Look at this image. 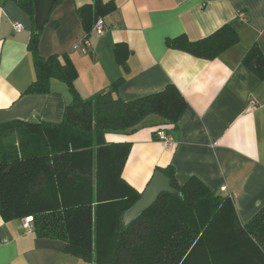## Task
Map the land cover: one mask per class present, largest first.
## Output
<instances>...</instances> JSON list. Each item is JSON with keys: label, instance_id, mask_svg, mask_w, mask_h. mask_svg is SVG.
Wrapping results in <instances>:
<instances>
[{"label": "crops", "instance_id": "1", "mask_svg": "<svg viewBox=\"0 0 264 264\" xmlns=\"http://www.w3.org/2000/svg\"><path fill=\"white\" fill-rule=\"evenodd\" d=\"M94 2L55 5L39 40L41 57L68 56L78 73L75 88L85 100L125 79L117 92L125 101L173 84L188 103L179 130L169 132L174 147L157 137L165 128L157 116L136 131L106 135L107 143L132 144L123 179L142 193L156 170L172 166L180 183L195 176L231 197L240 221L248 222L264 207V80L243 60L253 46L264 56V0H100L115 8L101 17L104 34L92 30L87 47L78 8ZM16 23L22 30H15ZM227 24L239 41L213 59L167 45L181 35L202 40ZM32 29L30 15L17 2L0 0V125L61 123L72 101L67 84L55 78L49 93L25 94L36 79ZM121 44L125 66L116 58ZM23 220L5 222L0 214V264H94L66 253L62 241L28 234Z\"/></svg>", "mask_w": 264, "mask_h": 264}, {"label": "trees", "instance_id": "2", "mask_svg": "<svg viewBox=\"0 0 264 264\" xmlns=\"http://www.w3.org/2000/svg\"><path fill=\"white\" fill-rule=\"evenodd\" d=\"M63 0H59L57 4ZM19 6L33 21L29 50L36 79L25 94H47L51 79L67 84L72 101L61 123L18 121L0 125V131L21 128L17 148L0 147V214L5 222L32 217L39 238L65 243V252L94 264H264V207L242 223L234 201L214 192L192 176L184 183L174 168H159L178 194L164 193L152 207L125 225V213L141 194L122 177L131 143H107L109 133L136 131L157 116L165 131H177L188 103L169 84L164 90L125 101L118 88L85 100L75 88L78 73L68 56L48 59L39 53L41 31L35 29L34 0ZM115 7L100 0L78 8L86 39L99 18ZM239 41L225 25L211 36L191 41L186 35L167 40L171 49L213 59ZM117 45V61L127 56ZM243 64L264 80V56L253 46ZM10 170L6 173V170Z\"/></svg>", "mask_w": 264, "mask_h": 264}, {"label": "water", "instance_id": "3", "mask_svg": "<svg viewBox=\"0 0 264 264\" xmlns=\"http://www.w3.org/2000/svg\"><path fill=\"white\" fill-rule=\"evenodd\" d=\"M14 1L18 3L21 0ZM58 1L59 0H34V23L37 31L43 30L44 26L50 21L52 10ZM9 170L10 168L6 170V173ZM164 193L178 194L171 185V179L163 171L156 170L148 186L142 192L140 199L125 213V225H129L133 220L152 207L160 195Z\"/></svg>", "mask_w": 264, "mask_h": 264}, {"label": "built area", "instance_id": "4", "mask_svg": "<svg viewBox=\"0 0 264 264\" xmlns=\"http://www.w3.org/2000/svg\"><path fill=\"white\" fill-rule=\"evenodd\" d=\"M14 28L15 30H22V25L19 23H16L14 24ZM104 32H105L104 19L99 18L93 27V33L102 35L104 34ZM84 45L87 47L89 46V39H86L84 41ZM157 137L159 138V140L163 141L169 148L174 147L176 144L173 136L169 132L165 131V129H160L159 131H157ZM221 190L224 191L226 190V188L222 187ZM32 221H33L32 217H28L23 220L24 228L28 234L33 232Z\"/></svg>", "mask_w": 264, "mask_h": 264}, {"label": "rangeland", "instance_id": "5", "mask_svg": "<svg viewBox=\"0 0 264 264\" xmlns=\"http://www.w3.org/2000/svg\"><path fill=\"white\" fill-rule=\"evenodd\" d=\"M22 133V129L17 128H8L0 131V147H7L11 149L13 146L17 148L18 138ZM182 184V183H181Z\"/></svg>", "mask_w": 264, "mask_h": 264}]
</instances>
